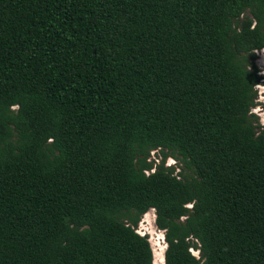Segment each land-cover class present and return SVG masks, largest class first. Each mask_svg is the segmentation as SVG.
<instances>
[{"label": "trees", "instance_id": "trees-1", "mask_svg": "<svg viewBox=\"0 0 264 264\" xmlns=\"http://www.w3.org/2000/svg\"><path fill=\"white\" fill-rule=\"evenodd\" d=\"M263 48L264 0H0V264H154L151 208L264 264Z\"/></svg>", "mask_w": 264, "mask_h": 264}, {"label": "rangeland", "instance_id": "rangeland-1", "mask_svg": "<svg viewBox=\"0 0 264 264\" xmlns=\"http://www.w3.org/2000/svg\"><path fill=\"white\" fill-rule=\"evenodd\" d=\"M256 57L259 72L263 77L260 83L257 85L259 103L252 109V111L260 117L261 123L264 124V110L261 105L262 100H264V48L256 51ZM161 156L162 154L157 150H154L151 153V158L155 159L156 162L160 160ZM177 161L178 160L173 157H168L166 163L176 164ZM155 220V209L150 210L142 216L137 229L142 234L147 235L152 244L154 250V264H165V250L167 247V243L165 241V232L164 230L158 228ZM193 252L197 255L199 254L198 250H193Z\"/></svg>", "mask_w": 264, "mask_h": 264}, {"label": "bare ground", "instance_id": "bare-ground-1", "mask_svg": "<svg viewBox=\"0 0 264 264\" xmlns=\"http://www.w3.org/2000/svg\"><path fill=\"white\" fill-rule=\"evenodd\" d=\"M150 210H154V208H151ZM150 210H149V211H150ZM164 261H165V259H164Z\"/></svg>", "mask_w": 264, "mask_h": 264}]
</instances>
